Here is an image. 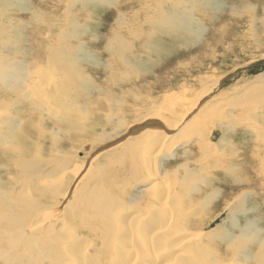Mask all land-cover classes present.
Wrapping results in <instances>:
<instances>
[{
	"label": "rangeland",
	"instance_id": "rangeland-1",
	"mask_svg": "<svg viewBox=\"0 0 264 264\" xmlns=\"http://www.w3.org/2000/svg\"><path fill=\"white\" fill-rule=\"evenodd\" d=\"M122 1L123 0H118V1L117 0H103V1L102 0H74V1L73 0H60V1L59 0H10V6L4 7L5 16L3 17V20H1V23L2 25H5L4 26L5 30L3 31V35L0 36V53H1L0 63L3 64V61H5V64L13 63L14 60H16L14 61L16 63L19 60V62L20 63L23 62L22 64L25 66L24 67L25 73L24 72L22 73L24 75L26 73L28 74L26 75L25 80L19 81L21 86L19 85L18 88L9 89L5 86L0 87V103H1L0 108L2 109L0 110L2 112V113L0 112V114L3 115L4 113L3 116L10 117V120H12V122L15 123L13 124L14 125V128L12 129L13 131L10 130V128L7 129L8 127L0 124V138H1V134L6 136L7 138V140H5L4 145L0 144V150H3V148L4 149L8 148L9 150L12 147L13 149H16L18 147L19 149L25 151L27 149V152L28 150H30L31 152L33 151L31 156H33V154L36 153L34 154V157H36V159L31 161L29 159H26V161L28 162L30 161V163L27 165L25 170L20 172V175L18 174H17L18 176L16 175L18 179L15 177L14 170H9L5 168L9 165V161L12 160V157H10V155H7L8 158L3 160L0 157V182L3 184L2 186L5 189H7L10 186L9 183H12L14 179L20 180V176L22 177L25 175H26L25 177H28L27 174L30 173L29 171L31 170H28L27 168H30L33 164L38 162L41 157L45 158L44 160L46 162L52 159L54 160V158L57 157L58 158L57 162L59 163L56 164L55 166H59L61 165L60 163H62L66 170H64L61 174L49 180L47 179L48 172L51 171V167L53 166H49L48 163H44V165L40 166V168H38L37 170L41 172L40 179L42 180L43 188L44 187L46 188L48 186V183L55 184L58 180H61L60 188L61 190H65L62 194L64 198L68 190L70 191L71 187L74 188L76 187V189L80 191V192L78 191L81 196L80 199L88 197L87 199L85 198L84 202H87L91 198L90 196L94 197L95 200V198H97V196L99 195L98 198L102 196L103 198L107 199L109 205H111V200L113 199L116 202V204H118L119 207L122 206L123 204L137 203L141 210L145 208L146 205H152L153 208V206L154 205L156 206L157 203H155V201H153L152 198L150 199L149 192L151 191L149 187L152 184L157 185L158 179L156 178L154 179V177H148L149 179L146 176L144 177L143 169L142 170L140 169L142 168V166L138 164L139 159L142 158L141 150L138 149L136 152H134V155L130 156L131 154L130 150L137 148V145L135 144H140V143L135 139L134 136L133 137L130 136L127 138H123V137L124 135L129 133V131L132 129L131 127L139 126V122L137 121L135 123L133 122L138 113V109L147 106L146 104L147 102L151 101L152 99H158L165 94L180 95L182 91L185 89L187 91L192 90L193 94L195 93L201 94L200 92H202L203 89L205 90L207 86L214 84L215 81L213 77H216V79L219 78V80L218 82H216V86L213 88L212 90L213 94L211 96L213 97L215 94H219L223 92L225 96L224 94H222L218 98V100H216V102L215 101L212 102V104L208 103L211 97L209 99H204L203 103L204 102L206 103H204L203 105H206L207 103L208 104L206 105V107H211L212 105V109L218 112L217 115H221V114L224 116L226 115V117H228L231 120L236 118L239 119L241 117L242 118L241 122H243L244 125L242 123L241 124L244 127L245 131L241 130L240 128L238 129L237 124L234 123L236 124V126H234V124L232 125L234 130L231 128V130L233 131L229 130V134L226 135L225 139L223 140L222 138V142H221L222 146L219 144V142H217L219 135L221 134H218L217 131L210 134L209 136V138L211 139L210 143L221 146L219 149L223 152H221L222 154L219 153L220 155L214 154L213 156H208V161L220 160L223 163L225 158H229L230 160L235 161L237 160V154H239L240 151H244V153H240L238 155L239 159L244 160L242 158H246V156L248 155V159H245L247 160V167L252 168L255 171L257 170L256 162L249 163L252 157L250 154V149L248 147L250 146V144L254 143L252 139L253 130L255 132V128H260L255 126V121L257 117H254L255 115L253 113L255 110L252 111V109L257 108L258 112L264 115L263 113L264 105L262 104L264 103L263 101L264 88L260 89L262 85L259 84L260 81H264V0H191L190 2H187L186 0H178V4L174 2L171 8L175 10L177 12L176 14L178 15L181 14L182 12V5L187 7V11L191 13L193 12L195 17V19L194 18L193 19L196 20L193 22H200V21L202 22L201 28H197L198 25L194 24L195 28H193V31L198 32L199 34H196L195 36L191 37L192 35L190 33H186L184 30H182L181 27H176L173 30H169L167 27H163L160 30H158L159 26L156 27V25H151L154 31H156L154 32V35H152L154 36L152 41L154 48L149 51L146 50V52L140 51L141 50L140 45L142 44V41H138V42L136 40L132 42L130 41L129 44V41L125 37V34L127 33L126 30L125 29L121 30L123 28L119 27L121 26L120 25L121 18L120 19L117 18L118 12L115 11L114 8L117 6L116 2L121 3ZM129 1L132 4L133 0H129ZM145 1H149V0H145ZM160 1H162V3L159 4V6L162 9L163 14L165 15L164 13L165 10H171L167 8L169 6H167L166 3L173 2L174 0H165L163 6H161L163 4V0ZM15 2H20L22 4L25 2V5L21 4L20 8L15 7L13 6ZM64 3L66 4V6ZM129 3L125 2L124 4L118 6V9L120 10L119 12L120 17H123L126 13H129L127 11L133 10L134 12L135 10V13L138 11L139 7L133 4H132V9L128 10L129 8H131L130 7L131 5L128 6ZM11 6L13 8H11ZM72 6H74V8ZM64 10L65 11L68 10V11L65 12ZM75 12L78 13L75 14ZM151 14H152L151 15L152 21L155 20V18L157 21H159V18L156 15L157 12H152ZM62 18L65 20H63ZM161 18L164 19L163 16ZM66 19H68L69 21H67ZM58 20L62 24H60ZM7 23H10L9 26ZM149 24L142 26L147 32L150 31L149 27L147 26ZM51 27L53 28L51 29ZM217 30H220V32H217ZM60 32H63L62 35H60ZM120 34L122 36H120ZM57 35L59 36L57 37ZM67 35L69 36L71 35V36L69 37ZM117 35H119L118 38H116ZM53 36H55V38ZM112 38L114 41V45L115 46L117 45L118 48L122 45L121 42L127 45V41H128L130 49H132V47L135 45L134 53H137L138 55L144 57V60H140L139 70H130L128 69L129 67L126 68L127 63L123 61L124 58L122 56H118L115 53H113L114 49L112 46H110V41ZM10 39H12V41H10ZM65 39L67 40L65 41ZM146 40L147 39L143 41L145 42ZM16 41L17 43H15ZM38 44H40V46L43 45L44 49L52 48L51 49L52 54L48 55V57L52 58L53 63L51 62L50 65L48 64L49 66L44 67L43 64L46 62H41L38 65H36V63L34 62V60H36L37 57L36 54H35L36 57L31 59V56L34 54L32 50L36 51L37 48L40 47ZM49 45H51V47ZM62 47L64 48V51L63 49H61ZM41 51L42 50H40V52ZM62 52L64 53L63 55H65L64 57L68 56L70 53L71 54L69 57L63 59ZM15 54L16 57H14ZM55 54L57 55V58L61 56L62 60L67 61L68 59V62H70L72 58L73 60L71 61L76 62L77 66L71 67L69 65L71 68L70 69L71 72L69 73V70L65 69V67L62 66L61 64L62 62L60 63L58 59H57V64H55L56 62L53 59V55ZM73 55H75V57ZM109 58L111 59L109 60ZM113 58L116 60H114ZM118 60H120L121 62L120 67L118 64H115V62H117ZM29 63L30 65H28V68H26V65ZM52 65L54 67H52ZM41 67H43L46 70H48L47 68L50 67V69L53 71L54 69H56V71H54L55 74H60L61 76L67 75V73H69L70 75L72 74L75 77L76 76L78 77L77 74H80L82 78L86 77L87 79L86 81L88 82L90 89L88 88V90L82 91V97H76L75 99H73L74 102L72 105L65 104L63 106L65 108L64 110H60L59 105H56L54 99L49 98V96L52 95L51 94L52 92L49 89L48 90L49 92L45 93V97H44V99L48 97L49 103L47 107L44 106L45 107L44 109L43 105H45L44 102L46 100L40 101L35 96L34 92H32L33 90H31L32 88L30 86V84L35 86V83H37L38 81L37 77L34 76L36 78L35 79L33 77V73L34 72L37 73V70ZM64 69L65 71H63ZM127 70H129L130 73ZM76 72L79 73L76 74ZM125 73L127 74L125 75ZM124 75L127 76V78ZM121 76L125 78H122ZM92 77L93 80L91 81ZM30 79L32 80V83L29 82ZM128 80H130V82H128ZM202 81H206V82L201 84ZM59 83H61V81ZM47 85L49 88L48 83ZM19 87L24 88L21 91V95H22L21 97L24 98V101L27 103V101H29L27 99L30 98V101L32 100L29 103V105H27V107L25 106L26 104H18L19 101H17L18 99H16V94H17L16 92L21 90V89L19 90ZM91 87L93 91L91 90ZM98 87L100 88V90ZM1 88H3L4 90ZM76 92H78V86L76 87ZM27 95L29 97H27ZM189 96L190 94H187V97ZM229 98H232L234 101H232V99ZM1 101H3V103ZM247 101L248 102L253 101L252 102L253 104L252 105L248 104ZM261 101L262 103H260ZM15 102L17 103L14 104ZM7 103H9V105ZM75 104L77 105V107ZM116 104H119L121 108V109L119 108V111H117L116 109ZM16 105L18 107H16ZM31 105L33 106V108L34 107L38 108L39 106H42L44 110L47 109L49 110L50 108L52 109L51 111H53L54 109L56 110L57 114L64 111L71 112L73 110L76 113H80L82 115L85 114L86 112L88 116H93L91 114H88V112L91 113V111H95L94 113L96 116L87 117L89 118L87 128L85 127L87 131L81 130L80 133L73 135L72 137L70 132H66L65 135H61L60 138L59 137L57 138L58 142L57 145L55 146L52 144L51 139H55V137H53L52 135H54V130L56 129L54 128V123L56 118L48 120L49 115L45 111H42L43 109L42 110L38 109L40 112L37 110L38 113L35 112L34 114V111H31L32 109ZM51 105H53V107ZM103 105H108V107L106 108H109L111 106L114 107L112 110L110 109L107 110L103 109L105 111L98 110ZM227 105H231V106H227ZM262 105L263 107L261 108ZM13 106L14 108H12ZM77 108L80 109L78 110ZM221 110L223 111L222 113ZM70 112H68L67 115L70 114ZM174 112H176V110H174ZM52 113L53 112H51V114ZM57 114L56 117L59 119L61 115L58 116ZM108 115L111 117L109 118ZM233 115L235 116L233 117ZM11 117H13V119ZM16 117L20 119H16ZM29 118L32 119L34 118L33 120L34 123L32 122L34 126L32 127L38 125L36 126L39 129L38 133L41 134V131H44L45 134L43 138H38L35 134H33L32 137L30 134H27V136H25L26 140H24L23 137H21L24 136L25 134L23 129L25 128L26 131L27 125L30 124L29 122L31 120L29 121ZM119 119L121 121H127L128 126L126 128L121 129L120 131L112 130V128L115 125H117V123L120 121ZM199 119L201 118L199 117ZM7 120L8 119L4 121ZM26 120L28 121L27 124H26ZM21 123L23 124L21 125ZM142 126L143 125L139 127ZM128 127H130L129 130H127ZM18 129L20 130L18 131ZM5 132L11 133L9 134L10 138L7 136ZM189 133L191 132L184 133L185 136L183 134V139H185V142L189 141L188 147L187 146L185 147L189 151L191 152L193 151L194 153L193 160L196 161L197 159H200L202 156L200 152L202 153L207 152L208 148L205 150L203 149V147L204 144L209 142L206 140L207 136H205L204 139L203 138L201 139L200 136L194 135L193 132L191 134ZM245 133L248 134L249 137L245 138ZM101 137L104 138L101 139ZM259 139H260L259 144L264 146V138H259ZM106 141H110L106 144V145L109 144L110 145L109 147H111V145H117L118 143H121L123 141L124 142L122 146L126 143L128 144L130 141L131 144H129V147L127 148L124 147L120 148L119 150L121 152L120 155L123 156H121L120 158L121 160L120 159L115 160L113 159L114 157L111 156L114 155L115 149L112 148L114 150H107L105 148L106 145L102 147ZM199 147L202 148L203 151H200ZM222 147L224 149H222ZM104 151L105 153L107 151V153L105 154ZM110 151H112L113 154H111ZM183 151L184 149L182 148L175 151L178 154V157L176 158L177 160L175 159L168 162L166 161L164 165L162 164L163 166L161 165V169L156 167V170L158 174H160L159 175L160 180L163 181L164 183H169L171 178H173L175 182L174 185H172L171 187L167 186L168 189L171 191H173L172 187H175L174 196L171 198L173 206L171 205V212H169L168 214V216L170 215V217L168 218L175 221L172 229L174 230L180 226L181 234L183 232H189V234L190 233L196 234L197 239H199L197 243L196 242L197 240L194 242L190 238L191 242L195 244L189 246L185 245L186 251H191L192 247H194V249H198V248L201 249L202 253L209 252L210 255L212 256V259L214 260V263H212L213 260L209 261L212 264H219L221 262H224V264H226V262H231V264H261V262L264 261V242H261L262 237L264 238L263 236L264 206L261 207V204H259V206L255 204L254 195L247 196L246 198L248 199L247 200L248 204H246V207L249 208V212L247 214H242L240 212L235 214L233 220L236 222V229L232 231L230 223L224 225V222L227 221L228 215L226 211L222 212L221 209L226 207L225 205L226 201L229 200L232 201L237 197L238 194L240 195L241 192L239 193L238 191H244V190L242 189L232 190L231 193H229L228 190L230 189L227 187V185L230 182L232 183L233 180H230L228 177L224 175H220L218 173H216L215 178L210 181L211 183H209L208 181L204 185H200L195 189L194 183L190 182L189 180H186L185 178H187V176H184L185 172L182 173L183 170L188 169L187 167H185V165H181L183 164L184 159L182 157H179V155ZM37 156L39 160L37 159ZM127 157H129L130 162H125L128 161L126 160ZM21 160L22 163H24L23 159ZM32 161L34 162L32 163ZM74 170H76V176L72 173ZM84 170H86V172ZM115 171L120 172V174L119 176H116L115 180H113V184H112L113 186L110 189V183L109 184L107 183L110 180H112L111 178ZM131 171L133 173L130 176L129 174ZM238 171L241 172L239 167H238ZM84 172L89 173L88 174L89 178L91 174L97 177L94 183L88 181V183H86L87 187L84 181L82 180L83 178L81 177L83 176ZM159 176H157V178ZM24 181L26 180L24 179ZM132 181L133 182L136 181V183L135 182L133 183ZM133 185L137 189L134 188ZM88 187L90 190L86 192ZM254 187L255 190L258 191L257 184L254 185ZM254 187L252 188L253 190ZM262 187L263 186H261L260 189L264 191V187L263 188ZM191 189L193 190L192 193H191ZM8 190L12 192V188H8ZM255 190L254 192H256ZM90 191H92L91 194ZM246 191L245 193H247ZM47 194L51 195V193H47ZM177 194H179L180 196H178ZM213 194H216V197L214 199L213 198L211 199ZM177 197L179 200L177 199ZM98 198L97 200L100 201ZM168 198L170 199V193L168 195ZM47 200L48 199H43L42 197L40 198L39 202H41L40 204L43 206L42 207L43 209H47L55 205L53 200L51 202ZM59 200L61 202L63 201L61 199ZM103 202L102 201H100V203L98 202L99 204H96V209L92 210L91 209L92 207H90V209L93 212L89 210V207L86 209L85 207L83 208V206L80 207L79 204H76L77 207L76 214L78 216L80 212L87 213L88 211L87 214L91 212L95 216L97 215L96 216L97 218L98 217L101 218V219L100 218L95 219L94 224L91 227L93 229L98 230L97 232L96 230L93 231L92 229H89L87 232L85 230L83 231L78 228L79 223L77 222L74 223L72 221L71 222L72 224L70 226H72L74 229L71 227L69 228H71L72 231H70L69 228L65 229L67 231H65V233L62 235L61 238L62 240L60 241L61 242L60 246L68 245L66 246V249H68L72 244V239H73L70 236L75 235V232L77 231L79 235L83 236V238H86L87 240V244L89 245V247L86 249V252L94 254V257H92L93 258L92 264H111L115 256L114 248H113L114 243L112 242V239L110 240V242H108L109 241L108 236L110 235V231H109V222L106 219L112 216V211L116 210V208L111 207L108 210L107 207V209L106 208L104 209L103 207L106 206L107 202L106 203L105 201ZM78 207L81 209L79 210ZM191 209L192 211H190ZM155 212L156 210L152 214H149V212L146 211L144 213L141 212L135 213V215L136 216L139 215L140 217H142V220H145L148 217H151L150 215H153ZM209 213L212 221L202 227H199L194 231H191L192 228L190 225L196 223L197 220H199L202 217L206 218L203 221L205 223L208 220L206 215ZM217 215L218 217H216ZM29 216L31 217V221L34 224L33 218L36 216V214H34V212H30ZM130 216L131 215H129V217ZM129 217L127 218V220H129ZM40 218H42V214ZM105 220L107 222H105ZM248 220L254 222L256 225L259 224V227L261 225L262 227L261 240L257 241L258 244L253 246L252 245L253 237H251L250 235H248V237L245 236L247 240L238 248L235 244L232 245V243L236 239L237 235L241 234L240 230L246 227ZM137 222L138 221L136 219L135 221H133L134 228L132 230L135 233V235L137 233ZM47 226H48L47 223L43 224V228ZM219 226L222 228H219ZM222 229L223 230L225 229V231L229 233L232 231L231 232L232 240H226L227 242H222L217 239V236H215V234L218 233L214 234V232L216 230L223 231ZM178 233L179 231H177L173 236H176ZM188 235L182 234L181 236L178 237V239L180 237L185 238ZM112 236L113 235H111V238ZM198 236L200 237L198 238ZM103 239L106 240L103 242ZM160 240H162V238ZM132 244H135L137 248L140 247V255L144 257L145 254L147 253V251L145 250L147 246H141L137 238H135ZM0 245H3L1 239H0ZM258 249H261L262 254L259 258H255V251ZM22 250L23 249L20 248L17 250V252L22 253L23 252ZM55 252H56V259L54 260V262H51L52 264H66L64 262H69L68 260H65V258L63 259L59 257L56 247H55ZM246 256L250 260L244 261V258H246ZM207 257L210 256L207 255ZM210 258L207 259L209 260ZM130 261L131 260H127V262ZM186 262H187L186 260L184 263L177 261V264L178 263L186 264Z\"/></svg>",
	"mask_w": 264,
	"mask_h": 264
},
{
	"label": "bare ground",
	"instance_id": "bare-ground-1",
	"mask_svg": "<svg viewBox=\"0 0 264 264\" xmlns=\"http://www.w3.org/2000/svg\"><path fill=\"white\" fill-rule=\"evenodd\" d=\"M186 1L190 2L191 0H186ZM21 2H23V1H21ZM125 2L129 3L130 1L129 0H123L121 3L116 2L117 6L114 8L115 11L118 12L117 18L118 19L121 18L120 19V25L121 26H119V27L123 28L121 30H124V29L126 30L127 33L125 34V37L129 41V44H130V41L131 42L135 41V40L137 42L142 41V44L140 45L141 48L139 46V48L141 49L140 51L146 52V50L149 51V50L154 48L153 44H152L154 36H152V35H154V32H156V31H154V29L151 25H156V27L159 26L158 30H160L163 27H167L169 30H173L176 27H181L182 30H184L186 33H190L192 35L191 37L195 36L196 34H199L198 32L193 31V28H195L194 24L198 25L197 28L202 27L201 21L200 22H193V21H196V20H194L195 19L194 14H193V12L191 13V12L187 11L186 6L182 5L181 14H179V15L176 14L177 12L175 10H173L171 7L173 6L174 2H176L178 4V0H174L173 2L166 3V5L169 6L167 8H169L171 10H165L164 9L165 11L164 10L163 11H164L165 15L163 14L162 9L159 6V4L162 3V1H160V0L159 1L158 0H149V1L133 0L132 4L139 7L138 11L136 10L137 11L136 13H135V10H134V12H133V10L127 11L129 13H126L123 17H120V15H119L120 10L118 9V6H120L121 4H124ZM164 3H165V0H163V4L161 6H163ZM21 4L22 3H20V2H15V4H13V6L20 8ZM132 4H131V2L128 4V6L131 5L130 6L131 8L128 7L129 8L128 10L132 9ZM22 5H25V2ZM9 6H10V0H0V36L3 35V31L5 30V27H4L5 25H2V23H1V20H3V17L5 16V13H4L5 8L4 7H9ZM65 6H66V4H65ZM112 6H114V5H112ZM72 7L74 8V6H72ZM72 7H71V9H72ZM11 8H13V7L11 6ZM34 10H35V8H34ZM67 11H65V12H67ZM152 12H157L156 15L159 18V21H157L156 18L153 21L151 20L152 19L151 18ZM158 12L161 14H159ZM72 13H74V12H72ZM77 13L75 12V14H77ZM49 15H50V13H49ZM162 16L164 17V19L161 18ZM63 20H65V19H63ZM66 20L69 21L68 19H66ZM58 22H59V20H58ZM11 23H12V21H11ZM149 23H151V24H149ZM7 24L9 26L10 23H7ZM60 24H62V23H60ZM65 24H66V22H65ZM146 24H149V25H147L150 29V31H148V32L142 27L143 25H146ZM43 26H44V24H43ZM53 27H51V29ZM10 28H11V26H10ZM49 30H50V28H49ZM217 32H220V30H217ZM62 33L63 32H60V35H62ZM37 34H38V32H37ZM50 36H51V34H50ZM58 36L59 35H57V37ZM67 36H69V35H67ZM67 36H65V37H67ZM118 36L119 35H117L116 38H118ZM120 36H122V35L120 34ZM53 37L55 38V36H53ZM67 39H65V41ZM145 39H147V40L144 42L143 40H145ZM10 41H12V39H10ZM57 41H58V39H57ZM57 41H56V43H57ZM128 41H127V45H125L121 42L122 45L118 48L117 45L116 46L114 45V41L112 38L110 41V46H112L114 49L113 53H115L118 56H122L124 58L123 61H125L127 63V64L125 63L127 66L126 68L129 67L128 69H130V70H139L140 60H144V57L138 55L137 53H134L135 45L132 47V49H130ZM15 43H17V41ZM38 45L40 46V44H38ZM51 45H49V46L51 47ZM59 47H61V46H59ZM51 49L52 48L44 49L43 45H41L39 48H37L36 51L32 50V52H34V54L31 56V59L35 58L37 55L36 60H34L36 65H38L41 62H46L47 64L46 63L43 64L44 67L49 66L52 62V58L48 57V55L52 54ZM61 49H63V51H64L63 47ZM40 50H42V51L40 52ZM54 51H55V49H54ZM71 51H72V48H71ZM75 51H76V49H75ZM40 53H41V55H40ZM63 54L64 53L62 52V57H63V59H65L66 57H69L71 53L66 57H64L65 55H63ZM58 56H59V54H58ZM73 56L75 57V55H73ZM14 57H16V54ZM14 57H12V58H14ZM62 57L60 56L57 58L56 54L53 55V59L56 62L55 64H57V59H58L60 61V63L62 62L61 63L62 66H64L65 69L69 70V73H70L71 72L70 66L71 67L77 66V63L72 62L71 61V60H73L72 58H71L70 62H68V59H67V61L62 60ZM110 59L111 58H109V60ZM114 60H116V59H114ZM14 61H16V60H14ZM14 61H13V63L7 62L8 64H5V61H3V64L0 63V87L5 86L9 89L18 88V86L20 85L19 81L26 79V75L28 73H26L25 75L22 73L25 70V68H24L25 66L22 64L23 62L21 61L22 63H20L18 60V62L15 63ZM59 61H58V63H59ZM142 62H144V61H142ZM120 63H121L120 60L115 62V64H118L119 67L121 66ZM28 65H30V63L26 65V68H28ZM50 67L47 68L48 70L44 69L43 67H41L39 69L36 68L38 70H37V73H35V72L33 73V77L36 76L38 81H37V83H35V86L30 84V86L32 88L31 90H33L32 92H34L35 96L40 101L46 100L44 102L45 105H43L44 109H45V107L48 106V103H49L48 97L46 99H44L45 93L49 92L48 91L49 89L52 92L51 93L52 95H50L49 98L54 99V102L56 103V105H59L60 110L65 109L63 107L65 104H71L72 105L74 102L73 99H75L76 97H82V91L88 90V88L90 89V86H89L88 82L86 81L87 80L86 77L82 78L80 76V74H77L79 72H76L78 77L77 76L75 77L72 74L70 75L69 73H67V75L61 76L60 74H55L54 71H56V69H54V71H53L50 69ZM52 67H54V66L52 65ZM65 69L63 71H65ZM121 69H122V67H121ZM82 70H84V69H82ZM127 71H129V70H127ZM123 72H126V71H123ZM129 73H130V71H129ZM97 74H98V72H97ZM126 74L127 73H125V75ZM121 77L127 78V76H125V77L121 76ZM206 78H209V77H206ZM213 78L215 81L214 84L207 86V88H205V90L203 89L202 92H200L201 94H196V93L193 94L192 90L187 91L185 89L182 91V93L180 95L165 94L158 99H152L151 101L146 103L147 106L144 107L145 109L144 108L138 109V113H137L136 118H135L133 123H135L137 121V122H139V126H141V125H143V126L142 127H139V126L131 127L132 129L129 131L128 134L124 135L123 138L134 136L135 139L140 143V144H135V145H137V148L130 150V153H131L130 156L134 155V152H136L138 149L141 150L142 153L141 152L140 153L142 155V158L139 159L138 164L140 166H142V168H140V169L141 170L143 169L144 177L145 176L147 178L148 177H154V179L155 178L158 179L157 185L152 184L149 187V189L151 191V192H149L150 193L149 197H150V199L152 198V200L155 201V203H157V205L155 206L153 204L154 205L153 208H152V205H146V207L143 208L142 210L139 208L137 203L136 204H134V203L123 204L122 206L119 207L118 204H116V202L113 199L111 200V205H109L107 199L103 198L101 195H100L101 197H99V198H98L99 195L97 196V198L100 201H102V202L105 201V203L107 202L106 206L103 207L104 209L105 208L107 209V207H108V210L111 207L116 208V210L112 211V216L110 218L109 217H108V219L105 218L109 222L110 235L107 234V235H109L108 236L109 237L108 242H110V240L112 239V242L114 243L113 248H114L115 256H114V259L112 260L111 264H177V261L184 263L185 260L187 261L186 264H212V263H214V260L212 259V256L210 255L209 252L208 253H206V252L202 253L201 249H199V248L194 249V247H192L191 251H186L185 245L189 246V245L195 244V243H192L191 240H193L194 242L197 240L196 242L198 243L199 239H197V235L192 234V233L189 234V232H183L182 233L183 235H188V234L189 235L186 236L185 238L180 237L178 239V237L182 235L181 231H180V226L173 230L172 228L174 226L175 221L168 218V217H170V215L168 216V214H169V212H171V205H172L171 198L174 196V193H175L174 188L175 187H172L173 191H171L168 189L167 186L171 187L172 185H174L175 182H174L173 178L170 179L169 183H164L163 181H161L160 176H159L160 174H158L156 167L161 169V165L162 164L164 165V163L166 161L168 162L171 160H175L178 157V154L175 151H177L178 149H181V148L184 149V151L179 155V157H182L184 159L183 164H181V165H185V167L188 168L186 170H183L182 173L185 172L184 176H187V178H185L186 180H189L190 182L194 183L195 189L200 185H204L208 181H209V183H211L210 181L213 180L216 176V173H218L220 175H224V176L228 177L230 180H233L232 183L230 182L227 185V187L230 189V190H228L229 193H231L232 190H241V189L244 190V191H238L239 193L241 192L240 195L238 194L239 196L238 195H237V197L235 196L236 198L232 201H230V200L226 201L225 202L226 207L221 209L222 212L226 211V213L228 215V218L226 217L227 221L224 222V225L227 223H230L232 231H234L236 229V222L233 220V218L235 217V214L239 213V212L242 214H247L249 212V208L246 207V204H248V202H247L248 199L246 198L247 196L254 195L255 204L258 206H259V204H261V207L264 206V191L260 189L261 186L264 187V185H263V183H264V146L259 144V140H260L259 138H264V115L261 114L260 112H258V110L256 108L257 106L254 107L256 109H252V111L253 110L256 111V112L254 111V113H253L255 115L254 117H257L256 121H255V126L260 127V128L262 127L261 128L262 131L260 128H255V132L253 130L252 139H253L254 143L250 144V146L248 147L250 149V154L252 157L250 159L249 163L250 162H256L257 170L255 171L252 168L247 167V160H245V159H248V155L246 156V158H242L244 160L239 159L238 155L240 153H244V151H240V153L237 154V160H235V161L230 160L229 158H225V159L223 158L224 159L223 163L220 160L208 161V156H213L214 154H219V153L223 152L219 149L222 146V144H221L222 138H223V140L225 139L226 135L229 134V130H231V128L234 130V128L232 126L234 123L237 124L238 129L240 128L241 130L245 131L244 127L242 126L243 122H241L242 118L240 116H238V117H240L239 119L236 118V119L231 120L228 117H226V115L225 116L222 114L217 115L218 112H216L215 110L212 109V105H211V107H206V105L208 103L212 104V102H214V101L216 102V100H218V98L222 94H224V92H223V93L215 94L213 97L211 96L213 94L212 90L216 86V82H218V80H219V78H217V79H216V77H213ZM30 80H29V82L32 83V80L31 81ZM92 80H93V77L91 78V81ZM60 81H61V83H59ZM128 82H130V80H128ZM204 82H206V81H202L201 84ZM47 83L49 84V88H48ZM106 84H108V83H106ZM259 84L262 85L260 89L264 88V86H263L264 81H260ZM24 85H26V84H24ZM116 85H117V83H116ZM77 86H78V92L79 93L76 92ZM1 89H3V88H1ZM22 89H24V88L19 87L20 91L17 90L18 92H16L17 93L16 99H18L17 101H19L18 104H26L25 106L27 107V105H29V103L32 100L30 101V98H29V99H27L29 101L26 100L27 103L24 101V98L21 97L22 96L21 95ZM58 90H60V91H58ZM91 90L93 91L92 87H91ZM99 90H100V88H99ZM102 90H104V89H102ZM251 90H253V89H251ZM188 92H191L193 95L191 93H188ZM23 93H24V90H23ZM176 94H178V93H176ZM187 94H190V96L187 97ZM224 96H225V94H224ZM226 96H228V95H226ZM27 97H29V96L27 95ZM210 97H211L210 101L206 105H203L204 103H206V102L203 103V100L209 99ZM229 99H232V98H229ZM3 101H1V102L3 103ZM229 101H231V100H229ZM232 101H234V100L232 99ZM221 102H220V104H221ZM252 102H248V104L252 105L253 104ZM16 103L17 102H15L14 104H16ZM34 103H36V102H34ZM260 103H262V101ZM7 104L9 105V103H7ZM262 104L264 105V103H262ZM0 105H1V103H0ZM10 105H12V104H10ZM17 105H16V107L19 106V105L18 106ZM56 105H54V106H56ZM77 105H78V103H77ZM77 105H76V107H77ZM108 105H103L98 110H100V111H105L103 109L112 110L114 106L106 108V107H108ZM201 105H203V106H201ZM263 105L261 106V108L263 107ZM31 106H29V107H31ZM51 106L53 107V105H51ZM227 106H231V105H227ZM12 108H14V106ZM43 108H42V106H39L38 108H36V107L33 108V106H32V109L31 108L30 109H31V111H34V114H35V112L38 113L37 112L38 109L42 110ZM119 108H120L119 104H116L117 111H119ZM44 109L42 111H45L49 115L48 120L56 118L55 123H54V128H56V129L54 130V135L51 134L53 137H55V139H51L52 144L55 146L57 145V142H58L57 138L58 137L60 138L61 135H65L66 132H70L71 137H72L73 135L80 133L81 130L87 131L85 129V127L87 128L88 119H89L87 117L96 116L94 113L95 111H91V113L88 112V114L93 115V116H88L85 111H84L85 114H83V115L80 113H76L73 110L71 112L70 111H64V112H60L61 114L60 113L57 114L56 110H54V109H53V111H51L52 109H50V108H49V110L48 109L44 110ZM86 109H88V108H86ZM0 110H2V109L0 108ZM174 110H176V112H174ZM223 111H224V109H223ZM223 111L221 110V113ZM229 111H231V110H229ZM235 111H237V110H235ZM5 112H7V111H5ZM23 112H25V111H23ZM51 112H53V113L51 114ZM68 112H70V114L67 115ZM232 112H234V111H232ZM263 113H264V111H263ZM56 114L58 116L61 115V117L58 119L56 117ZM3 115H4V113H3ZM3 115L0 114V124L8 127L7 129L10 128V130H12L14 128L13 124H15V123H13L12 120H10V117H8V116L5 117ZM16 116H18V115H16ZM234 116L235 115H233V117ZM110 117L111 116H109V118ZM199 117L201 119H199ZM11 118L13 119V117H11ZM21 118H23V117H21ZM39 118H42V117H39ZM6 119H8L7 121H9V122L4 121ZM16 119H20V118L16 117ZM35 119H36V117H35ZM27 120H26V124L28 123ZM33 120H34V118L33 119L29 118L30 124H28L27 127L25 126L26 131H25V128L23 129L25 134H24V136H21V137H23L24 140H26L25 136H27V134H30L31 137L33 134H35L38 138L44 137V134H45L44 131H41V134L38 133L39 129L36 127L38 125L35 124L36 128L32 127V126H34ZM22 124L23 123H21V125ZM24 124H25V122H24ZM236 124H234V126H236ZM127 126H128L127 121H121L120 120L117 123V125H115L112 128V130L120 131L121 129L126 128ZM129 128L130 127H128L127 130H129ZM20 129H18V131ZM233 130H231V131H233ZM216 131L218 132V134H221V135H219V138L217 140V142H219V144L221 146H218L216 144L214 145L213 143H210L211 139L209 138V136H210V134H212L213 132H216ZM187 132H191V133L193 132L194 135L200 136L201 139L202 138L204 139V137L207 136L206 140L210 143V144L209 143L204 144L203 149L206 150L208 148V150L206 153L200 152L202 154V156L200 159H197L196 161L193 160V156H194L193 151L191 152L188 149H186V147H185V146L188 147L189 141L187 140L188 142H185V139H183V134L187 133ZM191 133H189V134H191ZM6 134L10 138L9 134H11V133H6ZM21 134H23V133H21ZM184 136H185V134H184ZM231 136H233V135H231ZM247 137H249V136H248V134L245 133V138H247ZM103 138L104 137H101V139H103ZM67 139H69V138H67ZM5 140H7L6 136L1 134L0 144L4 145ZM191 140H192V138H191ZM13 141H15V140H13ZM108 142H110V141H106L102 147H104ZM123 142L118 143L117 145H111V147H109L110 146L109 144L105 146V148L107 150H114L115 149L114 155H111L114 157L113 159L119 160L121 158V156H123V155H120V153H121L119 151L120 148H122V147L127 148V147H129V144H131V141L128 144L125 142L127 145L124 144L126 146H124V145L122 146ZM201 142H204V141H201ZM92 143H94V142H92ZM110 144H112V143H110ZM119 144H121V145H119ZM198 146H200V145H198ZM112 148H114V149H112ZM222 149H224V148L222 147ZM200 151H203L202 148H200ZM32 153H33V151L31 152L30 150H28V152H27V149L25 151V150L19 149L18 147L16 149H13V147H12L9 150H8V148L7 149L3 148V150H0V157L2 158V160L7 159L8 158L7 155H10V157H12V160L9 161V165L5 168H7L9 170H14L15 171V177H16L17 174L20 175V172L26 169L27 165L30 163L31 160L36 159V157H34V154H36V153H34L33 156H31ZM104 153H105V151H104ZM106 153H107V151H106ZM110 153L113 154L112 151H110ZM229 156H231V155H229ZM129 157L126 158V160H128V161H125V162H130ZM95 158H97V157H95ZM137 158H138V156H137ZM21 159H23L24 163H22ZM26 159H29L30 161L28 162V161H26ZM37 159H38V156H37ZM44 159L45 158L41 157L40 160L38 159L39 160L38 162L33 164L30 168H27L28 170H31V171H29L30 173L27 174L28 177H25L26 175L22 176V177L20 176V180H17L18 178L16 177L17 179H14L12 181V183H9L10 186L8 188H12V192L9 191L8 188L5 189L2 186L3 184L0 182V239H1V242L3 243V245H0V264H52L51 262H54V260L56 259L55 247L57 248V252L59 254V257L63 258V259L65 258V260L69 261V262H64L66 264H90V262L92 264V259H93L92 257H94V254L86 252V249L89 247V245L87 244V240H86V238H83V236L79 235L77 233V231L75 232V235L70 236L73 239H72V244L70 245V247L68 249H66V246H68V245L60 246L61 245L60 241L62 240L61 239L62 235L65 233V231H67L65 229H67L69 227L73 228L72 226H70L72 224L71 223L72 221L74 223H76V222L79 223L78 228L83 230V231L85 230L87 232L89 229H92L93 231L96 230V229H93L91 227L94 224V220L99 219L100 217L97 218L96 217L97 215L95 216L91 212L89 214H87L88 211H87V213L86 212L81 213L79 211L81 208H79V207H78L79 208L78 211L81 214L77 211L79 213V216H78L76 214V210H77L76 204H79L80 207L83 206V208L85 207L86 209L89 207V210H91V209L93 210V209H96V204H99L100 201H98L97 198H95V200H94V197L90 196L91 198L87 202H84L85 198L87 199L88 197L80 199V197H81L79 194L80 191L78 189H76V187L75 188L71 187L70 191L68 190V192L66 193V196L64 198L62 194L65 190H61V188H60L61 187V185H60L61 180H58L55 184L54 183H48V186L46 188L45 187L43 188L42 180L40 179L41 172H39L37 170L38 168H40V166L44 165V163H48L49 166H53V167H51V171L48 172L47 179H49V180L56 177L57 175L61 174L64 170H66L62 163H60L61 165H59V166H55L56 164L59 163V162H57V160H58L57 157L54 158V160L52 159V160L47 161V162ZM185 160H186V162H185ZM33 162L34 161H32V163ZM96 165H98V164H96ZM54 166H55V168H54ZM203 166H204V169H203ZM238 167L242 173L238 171ZM16 170H17V172H16ZM162 170H164V169H162ZM84 171L86 172V170H84ZM85 172L83 173V176L80 175L83 178L82 180L84 181L85 185H86V183H88V181L94 183V181L97 179V177H95V176H93V174H91L90 178H89V175H88L89 173H85ZM134 172H136V171H134ZM49 173H51V174H49ZM72 173L76 176V170H74ZM132 173L133 172L131 171L129 175L131 176ZM119 174H120V172L115 171L114 174L112 175V178H111L112 180H110L107 183V184L110 183V189L113 186L112 185L113 180H115L116 176H119ZM50 175H51V177H50ZM133 176H134V174H133ZM157 176H159V177L157 178ZM147 178H145V179H147ZM168 178H169V176H168ZM24 179L26 181H24ZM82 180H81V182H82ZM134 182L136 183V181H134ZM256 184H257L258 191H256L255 187H254V185H256ZM1 186H2V188H1ZM88 186H89V184H88ZM86 187H87V185H86ZM253 187H254V190L256 192H254V190L252 189ZM134 188H136V187L134 186ZM63 189H65V188H63ZM88 190H90L89 187L86 190V192ZM245 191L247 193H245ZM91 192L92 191H90V194H91ZM192 192H193V190L191 189V193ZM47 193H51V195H48ZM169 193H170V199L168 198ZM118 194H120V193H118ZM177 195L180 196L179 194H177ZM41 197L43 199H48L47 201H50V202L53 200L55 205L51 206L47 209H43L42 208L43 206L40 204L41 202H39ZM215 197H216V194H213L211 199L212 198L214 199ZM59 199H61L63 201L61 202ZM177 199H178V197H177ZM191 199H190V202H191ZM238 199H239V201H238ZM173 200H175V199H173ZM186 200H185V202H186ZM188 201H189V199H188ZM54 203H51V204H54ZM80 204H82V205H80ZM98 206H100V205H98ZM174 206H176V205H174ZM180 206H182V205H180ZM90 207H92V208L90 209ZM83 208H82V210H83ZM100 208H102V207H100ZM155 210H156V212L153 215H150L151 217H148L145 220H142V217H140L139 215H137V216L135 215V213H140V212L144 213L146 211L149 212V214H152ZM40 211H43V212H40ZM190 211H192V209ZM30 212H34V214H36V216L33 218L34 224L32 223L31 217L29 216ZM41 214H42V218H40ZM129 215H131V216L129 217ZM128 217H129V220H127ZM206 217L208 220L205 223L203 221L206 218L202 217L199 220H197L196 223L191 224V225L189 224L192 228L191 231H194V230L198 229L199 227H202V226H204L207 223H210L212 221L210 213L207 214ZM216 217H218V215ZM115 219H117V220H115ZM135 219L138 221L137 222V233H136V235L132 230L134 228L133 227V221H135ZM106 220H105V222H107ZM44 223H47L48 226L43 228ZM64 225H66V226H64ZM71 228H69L70 231H72ZM219 228H222V227L219 226ZM261 228H262L261 225L259 227V224L256 225L254 222L248 220L246 227L242 228V230L239 229L241 231V234L237 235L236 239L234 240L235 243H234V241H233V243L231 242L232 245L235 244L239 248L247 240L246 237H248V235L253 237L252 245L253 246L257 245L258 244L257 241H260L261 237H262V229ZM97 231L98 230H96V232ZM177 231H179V233L176 236H173ZM213 232H214V230H213ZM231 232L229 233V232L225 231V229H224L223 231L216 230L214 232V234L218 233V234H215V236H217V239L219 241L227 242L226 240H232V233ZM111 235H113L112 238H111ZM199 237L200 236H198V238ZM135 238H137V240L141 244V246H147L145 248L147 253L145 254L144 257H142V255H140V247L137 248L135 246V244H132L133 241L135 240ZM159 238L160 239L162 238V240H160ZM190 238H191V240H190ZM105 240L106 239H103V242ZM261 242H264L263 237H262ZM5 246H7V247H5ZM20 248L23 249L22 253L17 252V250ZM211 250H212V248H211ZM261 254H262L261 249L256 250L255 251V258H259L261 256ZM79 255H80V257H79ZM207 255L210 256L211 258L207 257ZM206 257L210 258V259L208 260ZM127 260H131V261L127 262ZM207 260H208V262H207ZM211 260H213L212 263L209 262ZM248 260H250V259H248V257L246 256V258H244V261H248ZM219 264H224V262H221ZM226 264H231V262H226ZM261 264H264V261H262Z\"/></svg>",
	"mask_w": 264,
	"mask_h": 264
}]
</instances>
